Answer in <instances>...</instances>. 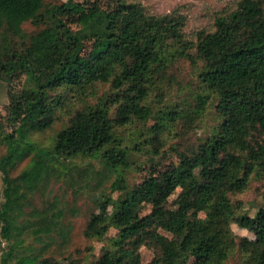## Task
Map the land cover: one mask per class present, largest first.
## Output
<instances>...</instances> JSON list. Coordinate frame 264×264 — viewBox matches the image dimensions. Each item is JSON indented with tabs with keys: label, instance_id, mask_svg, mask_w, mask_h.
Instances as JSON below:
<instances>
[{
	"label": "trees",
	"instance_id": "obj_1",
	"mask_svg": "<svg viewBox=\"0 0 264 264\" xmlns=\"http://www.w3.org/2000/svg\"><path fill=\"white\" fill-rule=\"evenodd\" d=\"M65 11L82 26L101 23L91 45L65 25L60 16ZM46 19L51 26L29 36L25 49L12 47L16 37H25V22ZM183 25L177 18L150 14L137 2L88 12L76 0L48 8L44 0H0V78L11 81L18 72L27 76L22 91L10 94V103L22 106L24 113L13 131L1 137L7 153L0 159V264H36L35 256L15 261L25 236L43 241L45 249L67 239L72 226L65 221L64 200L55 198L28 217L26 209L58 166L79 156L99 159L98 167L69 174L76 195L86 189V178L95 180L88 188L100 212L90 217L86 236L102 240L111 227L118 229L94 264H220L228 257L229 242L236 240L233 222L254 234L238 241L249 256L245 264H264V207L254 216L238 214L229 196L245 190L252 174L264 178V0H239L234 9L221 11L215 29L199 31L196 42L184 39ZM172 44L185 55L194 50L203 61L199 77L218 96L219 123L176 166L160 175L152 171L132 186L124 174L132 164L130 149L123 146L116 124L150 118L144 103L149 75ZM110 81L120 94L76 111L52 147L31 143L33 131L55 122L61 100L52 99L49 90L85 92ZM160 130L156 126L155 134ZM33 150L31 164L14 176L17 162ZM108 184L120 192L118 198L106 192ZM177 189L173 208L170 197ZM202 212L210 225L202 224ZM143 246L156 250L148 263L142 260Z\"/></svg>",
	"mask_w": 264,
	"mask_h": 264
},
{
	"label": "rangeland",
	"instance_id": "obj_2",
	"mask_svg": "<svg viewBox=\"0 0 264 264\" xmlns=\"http://www.w3.org/2000/svg\"><path fill=\"white\" fill-rule=\"evenodd\" d=\"M66 1L44 0L47 8ZM76 1L81 2L88 12L111 11L122 8L127 3H140L150 14L168 15L181 20L184 24V39L194 42L197 41L199 31L215 29L214 20L218 13L234 9L239 2V0ZM60 16L65 25L79 34L88 45L92 44L95 36L102 30L98 20L90 25L82 26L75 20L71 11H65ZM50 22L49 19L38 24L32 21L25 22L22 25L25 37H16L12 47L22 51L30 43L29 36L51 26ZM189 52L190 56L182 54L180 47L172 44L169 51H165L161 57L162 63L154 65L149 75L148 97L144 102L151 110V116L147 121L132 118L127 124H116V132L123 146L130 149L132 164L124 171V174L132 186L142 183L152 171L155 175H160L176 166L181 156L195 151L202 140L209 136L219 123L216 110L218 96L208 90L199 77L203 61L195 57L194 50ZM26 82L27 76L23 72L14 74L11 81L0 78V159L7 153V146L1 139L2 134L12 132L17 125V119L24 113L22 106L10 103V94L22 91ZM48 94L52 99L61 100V104L56 109L55 122L44 131H33L29 135L31 143L45 148L53 146L56 135L68 125L76 111L85 105L98 102L100 98L105 99L110 95L120 94V91L114 89L110 81L95 84L85 92L61 88L49 90ZM115 109L116 107L113 111L116 112ZM173 112H178V115H173ZM156 126L161 127L159 135L155 134ZM35 153L33 150L20 159L12 174L16 176L26 169L31 164ZM66 163V167L58 166V171L48 178L47 183L31 199V204L26 209L28 213L26 217L36 208L47 206L55 198L64 200L68 207L65 221L72 226L69 236L64 241L58 239L46 249L43 247V241H37L32 236H25L17 248L16 262L23 255L28 258L37 257L36 264H94L102 255L103 250L111 247V239L117 235L118 229L111 227L102 240L88 237L85 234L92 214L100 212L88 188L89 182L94 183V178L90 177L89 180L86 178L83 184L87 187L79 195L74 194L69 182L72 169L89 168L92 164L98 167L99 159L79 156L67 160ZM106 192L114 198H118L120 194L119 191L113 192L111 184H108ZM179 193L180 189H177L170 197L173 208L177 206L176 200ZM229 196L238 214L245 213L254 216L261 207H264V178L259 174H252L245 190L233 192ZM149 211L148 207L145 212ZM200 217L203 225L211 224L206 212H202ZM230 228L236 240L234 243L229 242L231 246L228 249V257L220 264H245L249 256L240 249L238 241L244 236L254 238V234L234 222L230 224ZM162 233L172 237L167 232L162 231ZM140 253L144 263L156 257V250L152 247L143 246ZM45 260L49 261L45 262Z\"/></svg>",
	"mask_w": 264,
	"mask_h": 264
}]
</instances>
